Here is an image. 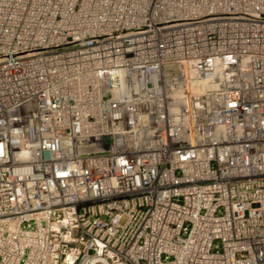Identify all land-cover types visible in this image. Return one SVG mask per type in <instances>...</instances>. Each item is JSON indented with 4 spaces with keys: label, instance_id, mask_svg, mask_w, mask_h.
Listing matches in <instances>:
<instances>
[{
    "label": "built area",
    "instance_id": "obj_1",
    "mask_svg": "<svg viewBox=\"0 0 264 264\" xmlns=\"http://www.w3.org/2000/svg\"><path fill=\"white\" fill-rule=\"evenodd\" d=\"M0 264H264V0H0Z\"/></svg>",
    "mask_w": 264,
    "mask_h": 264
}]
</instances>
